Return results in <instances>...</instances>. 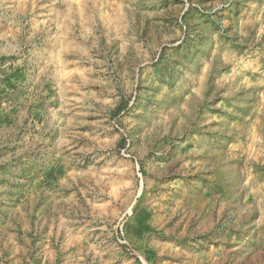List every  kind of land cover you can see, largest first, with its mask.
<instances>
[{"label": "rangeland", "instance_id": "374dc122", "mask_svg": "<svg viewBox=\"0 0 264 264\" xmlns=\"http://www.w3.org/2000/svg\"><path fill=\"white\" fill-rule=\"evenodd\" d=\"M0 264H264V0H0Z\"/></svg>", "mask_w": 264, "mask_h": 264}]
</instances>
